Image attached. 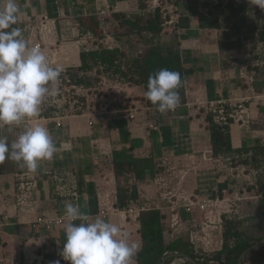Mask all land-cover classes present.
Wrapping results in <instances>:
<instances>
[{"label":"crops","instance_id":"obj_1","mask_svg":"<svg viewBox=\"0 0 264 264\" xmlns=\"http://www.w3.org/2000/svg\"><path fill=\"white\" fill-rule=\"evenodd\" d=\"M204 1L182 0L176 2L174 13L169 12V15H175L176 20L170 28L167 27L171 30L170 33L167 32V35L170 34L168 40L172 37L170 43L182 51L184 66L193 71L185 81L186 102L179 104L175 112L158 116L155 109L145 110L142 108L146 105L142 99L145 96L143 86L115 82L122 100L125 98L129 103H139L141 109L135 119L125 118L116 110L114 104H108L107 101L106 107L102 103L91 117L81 114L67 115L61 126L52 120H42L23 121L18 126L0 128V138H6L9 146L26 127L34 124L46 127L54 139L57 152L51 160L41 161L37 169L39 181L34 196L38 198V211L65 212L66 201L56 197L54 193L53 175L57 171L69 169L75 172L78 179L81 211L91 214L89 221L102 218L98 213L89 211L92 194L97 195L98 210L100 202L107 199L118 204V180L113 165V152L134 145L135 156H154L157 163V168L147 170L144 179L137 178L135 173L126 175L127 180L136 181L131 186L126 183L130 187L137 186L139 198L136 201L142 202V198H151L154 207L166 204L157 192L154 179L163 169V161L167 159L169 165L178 168L175 186L185 188L188 193L204 196L222 195L227 190L229 197L241 198L237 202L242 206L240 217L245 220L244 223L254 217L258 219V203L264 197V188H257L260 179L258 176H262L260 172L264 171V107H257L255 122L250 128L242 127L238 123L230 125L233 147L242 149L241 153L214 154L211 160H206L204 152L213 149V146L210 130L207 128L208 113L200 102L245 97L264 91V66L256 65L258 60L264 61V52L257 49L259 56L252 59L250 55L240 54L237 49H228L237 52H233L231 58L225 57L224 53L228 50H221L219 46L223 29L201 27L202 14L209 19L213 18ZM16 2L24 13L16 25L21 27L45 13L59 17V25L67 22L80 24L78 18L82 16L97 14L104 19L106 16L112 17L114 12H131L134 5L140 9L138 12L151 11L155 9L156 3L164 5L166 0H147L145 8L140 6V0ZM101 27L106 32L103 22ZM165 41L167 40L163 43L167 44ZM252 74L254 79L251 78ZM91 119L94 120L92 125ZM151 124L155 127H151ZM253 155L258 161L257 164L254 163ZM240 156L247 161L238 162ZM23 170L27 168L8 158L0 163V214H9L7 219L0 216L3 223L0 228V264H55L57 260L60 264H70L60 255L66 239L64 228L56 227L51 231L33 228L30 221L33 220L35 211L21 212L15 205L16 173ZM182 174H185L184 179H181ZM244 180L248 187L241 192L239 187L245 184L242 183ZM260 181L264 182V179ZM142 204L149 207L152 205ZM254 204L256 210L248 212L247 205L253 207ZM183 214L187 216L185 211ZM103 219L119 225L128 234L129 243L132 242L130 233L134 230L139 233L140 226L126 219L124 214L122 216L112 213ZM76 223L79 224L80 221ZM245 229L247 230L246 227ZM256 237L263 238L264 234ZM140 248L141 246L138 251Z\"/></svg>","mask_w":264,"mask_h":264},{"label":"built area","instance_id":"obj_2","mask_svg":"<svg viewBox=\"0 0 264 264\" xmlns=\"http://www.w3.org/2000/svg\"><path fill=\"white\" fill-rule=\"evenodd\" d=\"M158 6L161 7L166 17L164 26L170 28L176 19L175 15H169V12L174 13L176 10V0H166L164 5L156 3L155 8ZM59 21V17H53L45 13L19 27L30 46L41 47L49 60L53 62V65H59L63 69L59 81L54 85L59 89V94L55 97L46 96L40 106L38 115L25 121L52 120L58 126H61L64 118L69 114L93 116L102 103L106 107L109 97L111 103L115 105L116 110L121 115L128 119H135L141 109L139 103L125 101L123 105L122 95H120L114 83L111 86L115 94L109 90V80L106 76H100L94 84L80 83L73 76V71L79 69L82 65L81 53L100 48L97 43H105L104 47L113 48L112 36L107 32H103L104 35L98 38L93 32H82L81 25L78 22H67L64 25H59ZM109 42L112 45H106ZM258 49L264 52V43H261ZM256 65L263 67L264 61L258 60ZM251 78L254 79V74ZM49 87L51 88L53 85H49ZM96 91L102 95H96ZM93 101L98 103L92 106ZM126 104L129 105L125 106ZM200 104L205 107L208 115L212 116L213 121L220 126L226 127L238 123L242 127L250 128L255 122L257 107H264V91L254 92L252 95L245 97L201 101ZM187 105L190 106V103ZM177 107L164 113L158 111L157 106L151 107L146 104L142 108H145V110L155 109L156 114L162 116L168 112H175ZM93 123L94 120L91 119L90 125ZM2 127L0 126V128ZM151 127L154 128L155 125L151 124ZM212 155H214L213 149L204 152L206 160H211ZM227 159L231 160V158ZM162 167L163 169L156 174L154 183L157 192L166 204L163 206L156 205L154 208L161 210L166 215L168 221L165 232L166 239L169 237L176 239L186 234L198 256L196 259L206 260L223 249L225 214L240 216L242 206L237 200L241 198L236 197L233 199L229 197L227 190H224L222 195L216 196L188 193L185 188L174 185L175 178L178 177L176 176L178 175V168L175 165H169L167 159L163 161ZM53 177L55 180V196L73 204H78L81 209V192L75 172L64 169L55 172ZM184 177L185 174H182L181 179H184ZM16 180L15 205L21 212L30 213L35 211L36 214L33 220L30 221L33 228L48 231L56 227L65 228V225L70 222L65 212L38 211V198L34 196L39 181L37 171L32 173L27 169L17 172ZM108 196L110 195L108 194ZM150 208L152 207L136 200L131 201L125 208H119L117 202H110L107 199L100 202L98 214L102 218H107L112 213L121 214L122 216L124 214L126 219H130V221L140 226L139 217L141 212ZM183 211L187 216H184ZM87 215L90 220L91 214L87 213ZM0 216L7 219L9 214L3 212ZM77 221H74V223ZM2 225L3 223L0 221V228ZM173 258L169 264L186 262L183 257ZM210 263H214L213 259L210 260Z\"/></svg>","mask_w":264,"mask_h":264},{"label":"trees","instance_id":"obj_3","mask_svg":"<svg viewBox=\"0 0 264 264\" xmlns=\"http://www.w3.org/2000/svg\"><path fill=\"white\" fill-rule=\"evenodd\" d=\"M182 0H176L180 2ZM209 6V13L213 16L202 14L200 16L201 27H216L227 30L231 28L232 34L237 38L221 37L219 46L221 50L237 49L244 54L258 57L257 49L264 43V15L261 16L260 26L249 21L247 12L252 9L248 3L246 5H236L232 0H219L218 3L205 2ZM140 6L145 8L147 0H140ZM82 32L90 31L96 37L101 38L104 25L108 20L114 19L116 22L114 34L119 41H126L128 37L138 35L139 40L130 41L132 47H137L140 39L150 35L152 39L144 45L136 54L129 52L122 46L116 45L113 48L100 46V48L83 51L81 53L82 65L73 71V76L80 83L94 84L97 77L106 76L109 80L116 78V82L128 83L129 85H140L147 91V83L150 75L162 68H167L180 73L181 84L177 91L180 103L186 102V78L193 73L192 69L184 66V56L179 48L171 43H161L157 37L164 32L166 17L161 7H156L151 11L134 12H114L112 17L106 16L104 19L97 14L82 16L78 18ZM14 27H18L14 25ZM127 37V38H126ZM122 44V43H121ZM83 73V74H82ZM147 105L155 107L149 100L142 98ZM207 128L210 130L213 152L215 155L241 153L242 149H235L232 144L230 126H220L213 121L211 115L207 116ZM134 145L125 146L113 152V165L118 180V204L119 208L127 207L131 201L139 198L137 186H127V174L135 173L139 179H144L147 170L157 168L154 156L137 157L133 150ZM248 150V149H245ZM242 156V155H241ZM237 160L244 162L242 157ZM254 163H258L253 155ZM264 188V183H262ZM89 211L93 214L98 213V199L96 194H92L90 199ZM257 218L264 223V197L258 203ZM166 215L157 208H150L141 212L139 221V232L141 235V248L135 258L137 264H159L166 253L180 251L198 258L191 246L188 236L182 235L171 241L166 240L167 225ZM245 220L240 216L225 214L224 223V246L223 249L214 253L206 260L198 259L200 264H237L241 254L257 243L262 237H256L246 229L243 224ZM174 258L167 260L169 264ZM213 259L214 263H210ZM184 264H191L186 261ZM241 264H264V242L257 247L248 250Z\"/></svg>","mask_w":264,"mask_h":264},{"label":"clouds","instance_id":"obj_4","mask_svg":"<svg viewBox=\"0 0 264 264\" xmlns=\"http://www.w3.org/2000/svg\"><path fill=\"white\" fill-rule=\"evenodd\" d=\"M264 11V0H248ZM24 15L16 0H0V126L20 125L35 118L46 96L55 97L54 87L63 71L53 65L41 47L29 45L22 29L14 27ZM180 73L162 68L148 78L145 97L164 113L180 103ZM53 85V87H49ZM57 152L49 130L34 124L26 127L9 146L0 138V163L6 158L35 173L43 160H51ZM65 241L60 255L70 264H131L138 250L129 243L128 234L115 223L97 217L89 221L78 204L66 201ZM79 220L80 223H74ZM60 264V261H55Z\"/></svg>","mask_w":264,"mask_h":264},{"label":"rangeland","instance_id":"obj_5","mask_svg":"<svg viewBox=\"0 0 264 264\" xmlns=\"http://www.w3.org/2000/svg\"><path fill=\"white\" fill-rule=\"evenodd\" d=\"M218 1L219 0H205L204 2H213V3H218ZM232 1H234L235 3H236V5H240V4H242V5H246V4H248V0H232ZM252 6V5H251ZM210 8V7H209ZM138 10H140V9H137L136 8V6L134 5V7L130 10L131 12H128V13H133V12H138ZM247 16H248V19H249V21H251V22H253L254 24H258V26H260L261 25V23H262V20L263 19H261V16L262 15H264V11H262V10H260L259 9V7H256V6H252V9L250 10V11H248L247 13ZM110 17V16H109ZM116 22H114V19H111V20H108L106 23H105V30H106V32L107 33H109L111 36H113V38L115 39V40H113V46H116V45H122L128 52H129V54H136L141 48H143L144 47V45H146L148 42H149V40L150 39H152V37H150V35H147V37L146 36H144V38H142V39H140V42L138 43V46L137 47H132L131 45H130V41H135V40H139L138 38H139V36L138 35H135V36H131V37H128V39L125 41H119L118 39H117V36L114 34V27H115V24ZM165 27V26H164ZM165 28H167V27H165ZM165 30V29H164ZM232 31H234L233 29H231V28H227V30H223V32H222V37H225L226 36V34L228 33L229 34V36L228 37H232V38H237V35L236 34H232L233 32ZM167 32L168 33H170L171 32V30H168V28L166 29V32H163L160 36H158L157 37V39L161 42V43H163L164 42V40H167V41H165V42H167V43H170V41H172L171 39H172V37L170 38V40H168V38L170 37V34H168L167 35ZM235 32V31H234ZM127 38V37H126ZM130 40V41H129ZM122 43V44H121ZM99 46H104V44L105 43H97ZM97 44H95V45H97ZM106 45H112L110 42L109 43H106ZM233 52H237V51H231V50H228L226 53H224V56L225 57H229V58H231L232 57V55H233ZM240 54H243L242 52H240ZM247 55H249V54H247ZM251 56V58L253 59L254 58V56L253 55H250ZM227 60V59H226ZM228 61V60H227ZM228 63L230 64V62L228 61ZM99 77H97V79H98ZM109 80V79H108ZM116 82V78L115 79H113V80H109V85H108V88H109V90L111 91V92H113V94H115L114 93V90H113V88H112V84L113 83H115ZM124 83V82H123ZM127 85V84H126ZM100 92H98V91H96V95H98V96H100V95H102V94H99ZM102 93H104V91H102ZM111 99H110V97L108 98V104H111V101H110ZM96 102H92V106H94L93 104H95ZM98 103V102H97ZM96 103V104H97ZM122 104L124 105L125 104V98L122 100ZM238 162H239V160H237ZM241 162V161H240ZM247 169V168H246ZM246 172V171H245ZM247 173H249V172H247ZM251 173H252V171H251ZM260 175H262V176H258V178H260V179H258V182H259V185H258V189H260V190H262V183H264L263 181H260L261 179H264V171L263 172H260ZM133 178V177H132ZM135 180H127V184H130V186L131 185H133V184H135ZM258 182H257V184H258ZM242 183H245V180H244V182H242ZM141 183H139V185H140ZM248 187V185L245 183L244 185L242 184L239 188H240V191L241 192H243V190H244V188H247ZM142 188V187H141ZM144 188V187H143ZM253 193H255L254 191H252ZM142 202H139V203H149V205L150 204H152V202H151V198H150V200L149 199H145V198H142ZM251 200V199H250ZM152 208H154V205L152 204V205H150ZM255 204H254V206L252 207V206H249V205H247V210H248V212H252L253 210L255 211L256 209H255ZM255 219V220H254ZM165 222H166V225H168L167 223H168V221L165 219ZM243 227H244V229H245V227L247 228V231L248 232H250L251 234H253L254 236H261L262 234H264V224H263V221L262 220H260V219H256V217H254L253 219H250L249 220V222H247V223H244L243 224ZM130 234H132V237H131V240H132V242H130V243H135L138 247H140L141 246V238H140V232L138 233L137 231H132ZM134 234V235H133ZM167 241H171V240H173V239H171L170 237L169 238H167L166 239ZM138 251V250H137ZM137 253V252H136ZM136 255V254H135ZM135 255L133 256V258H132V260H131V264H137V260H136V258H135ZM133 259H135L134 261H133ZM167 262V261H166ZM166 264V263H165Z\"/></svg>","mask_w":264,"mask_h":264},{"label":"water","instance_id":"obj_6","mask_svg":"<svg viewBox=\"0 0 264 264\" xmlns=\"http://www.w3.org/2000/svg\"><path fill=\"white\" fill-rule=\"evenodd\" d=\"M263 242H264V237L261 240H259L257 243H255L253 246H251L248 250L257 247L259 244H261ZM248 250L244 251L241 254L237 264H241L242 260L246 256ZM173 257H183L186 261L190 262L191 264H200L199 261L196 258L192 257L190 254L185 253V252H180V251H174V252L166 253L159 264H165L168 259L173 258Z\"/></svg>","mask_w":264,"mask_h":264}]
</instances>
